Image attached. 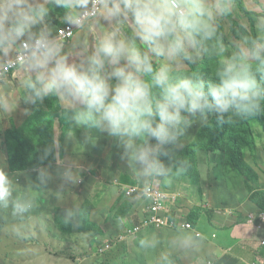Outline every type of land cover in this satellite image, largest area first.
Segmentation results:
<instances>
[{"label": "clouds", "instance_id": "1", "mask_svg": "<svg viewBox=\"0 0 264 264\" xmlns=\"http://www.w3.org/2000/svg\"><path fill=\"white\" fill-rule=\"evenodd\" d=\"M56 6L67 10L69 25L79 26L91 16L117 26L90 54L71 63L61 54V45L42 32L26 49L25 64L32 74L23 82L27 102L43 104L56 96L75 106L77 125L115 138L124 150L121 159L127 158L142 177L171 173L161 157H169L168 146L194 120L206 123L212 115L222 125L231 123L233 115L255 116L264 108V40H253L230 57L223 56L221 45L215 83L206 84L198 74L172 72L174 64L194 63L208 51L206 43L217 37V17L231 12L230 0H56ZM45 14L43 4L0 0V51L7 54L23 37H31ZM124 24L131 25V38L121 34ZM95 139L89 132L84 142ZM0 207H11L16 216L31 208L13 199L3 169ZM155 243L141 241L143 247Z\"/></svg>", "mask_w": 264, "mask_h": 264}, {"label": "rangeland", "instance_id": "2", "mask_svg": "<svg viewBox=\"0 0 264 264\" xmlns=\"http://www.w3.org/2000/svg\"><path fill=\"white\" fill-rule=\"evenodd\" d=\"M33 1H36V4L39 0H29L30 3ZM47 1L50 17L54 19L51 29L54 33L67 23L65 19L67 10L65 11L64 7H57L56 0H44L45 5ZM230 7L231 12L228 15L217 17V37L214 41L206 43L208 51L206 53L202 51L194 63L184 61L174 64L173 75L199 73L206 84L215 83L216 72L222 61V56L217 52L221 45L224 48L223 56L230 57L240 48L250 47L253 40H264V24H261V19L264 18V0H230ZM94 22L95 20L85 25L73 40L61 45V54L68 62H75L90 54L96 42L117 26L114 24L113 27L102 29ZM120 30L123 36L132 37L130 24L120 25ZM85 31L88 32V37L78 39ZM160 63L157 62V66ZM31 75L25 66L0 82V169L8 175H20L22 170L13 169L14 164L42 165L38 169L30 170L40 185V177L41 180L42 177L45 180L51 175L54 177L64 175L65 180L69 179L68 173H75L78 163L81 164L85 158L87 161L95 157L108 161L114 159L120 165L119 168L124 164L127 166V158L121 159L124 150L119 147L115 138L108 137L98 130L77 125L75 106L56 96L46 98L43 104L28 103L26 99L28 90L23 82ZM214 118L209 115L206 123L199 119L194 120L177 143L168 146L169 150L173 149L176 154L167 185L168 190L176 189L178 184L187 180L190 183L198 182L199 162L212 165L219 162V169L224 170L226 185L230 191L243 194L255 191L254 181L257 182L258 173L253 172L250 165H254L256 161L264 165L262 154L264 121L250 119L252 141L249 136L246 142L230 145L232 141L226 134L217 139L205 136L206 130L213 126L211 121ZM221 128L222 126L218 125V130ZM89 132L96 138L94 143L84 142V137ZM116 154H120V158H117ZM161 159L163 160V157ZM129 167L128 164L126 168ZM214 168V171H217L218 168ZM150 181L153 183L152 177L144 183ZM51 190L52 187H38L37 191L31 194L32 207L23 214V217L31 218V223L6 222L9 216L11 218L17 216L12 214L11 207H0V264H132V256L134 255V259L138 258L139 252L133 245L131 250L127 249V246H121L117 254L119 258L104 255L107 251L100 252L107 243L105 240L114 237L112 221L133 206L131 200L136 196H127L124 189L115 188L112 196L102 197L105 198L104 203L97 202V212L93 216L90 213L92 203L89 201L85 204L80 203L81 221L78 224L80 234L77 235L74 221L78 207L71 202L73 197L72 194H68L69 187L60 190L61 197L57 194L52 195ZM257 190L258 186L253 197L258 201L264 195ZM23 194L22 188L18 189L13 193V199L18 200ZM115 199L117 202L122 201V205L115 202ZM57 218L58 225L61 224L65 230H63L65 239L60 230L55 228L54 222ZM61 218L71 224L69 230V225L61 223ZM100 218L108 219L107 224L102 226L95 222ZM136 219L137 217H132L131 223L123 224L124 227L127 229L139 225L140 222ZM92 230L97 234L92 233ZM130 241L127 239L124 243ZM73 256L78 257V261L74 262Z\"/></svg>", "mask_w": 264, "mask_h": 264}, {"label": "crops", "instance_id": "3", "mask_svg": "<svg viewBox=\"0 0 264 264\" xmlns=\"http://www.w3.org/2000/svg\"><path fill=\"white\" fill-rule=\"evenodd\" d=\"M35 2L33 1L32 4ZM37 3L45 5L44 0H39ZM47 3L48 1L44 6L47 8V14L39 17L32 28L31 37L28 35L23 37L7 54L0 51V66L17 52L23 41L39 37L42 32L55 36L56 31L53 33L51 30L54 19L50 17L51 13ZM64 10L66 11V9ZM94 24L102 29H107L113 27L115 22L109 23L98 18ZM87 33L85 31L78 39L84 36L88 37ZM262 154L264 153L262 152ZM116 156L120 158V154H116ZM175 156L174 150L171 149L169 157H163L164 164L171 170L176 159ZM125 166L126 164L119 168L120 165L114 159L108 161L95 157L87 161L85 158L81 164L78 163V169L75 170V173H68L69 179L65 180L64 175L59 177L58 175L55 177L51 175L45 180L43 177L41 180L40 177V185L30 170L22 172L20 175L11 174L8 176L11 180L13 193L22 188L24 194L18 200L25 204H30V196L33 191H37L38 187H52V195L57 194L61 197L62 192L60 190L63 191L68 186L70 190L68 194H72L73 197L71 202L78 207V214L74 221L77 227V235L80 234L78 229V224L81 221L80 203L85 204L86 201L92 203L93 208L90 213L93 216L97 212V202L104 203L105 198L102 197L105 195L108 198L112 196L113 189H124L127 196H129L128 191L130 189H135L134 196L136 198L131 200L133 206L127 208L120 217L112 221L115 233L113 239L105 240L106 244L111 245V249L107 250L104 255L119 258L117 254L121 246H127V249L131 250L133 245L139 253L137 259L133 258L134 255L132 256V264H264V246H261V242L264 241V210L260 208L258 201L253 197L257 186V191L264 192V165H260L258 161L254 165H250L254 169L251 168L252 171L258 173V178L257 182L254 181L255 191L246 194L230 191L226 185L224 170L219 169V162L216 165L199 162L197 171L200 180L196 183H190L187 180L180 185L178 184L174 190L167 189L170 174L167 177L153 176V183L151 181L144 183L149 180V177H142L131 167L126 168L128 164ZM214 167L218 168L217 171H214ZM52 179L53 184H51ZM164 182L166 183L163 184ZM144 184L156 185L166 191H164L167 195L164 203L165 210L161 214L163 218L176 221L178 224L190 223L201 236L197 237L194 231H184L180 228L156 227L143 229L142 232L138 233V236L141 234L139 237L137 235H133L134 237L124 235L125 231L134 227L131 226L126 229L123 225L130 224L132 217H137L136 220H139L140 224L150 217L147 212L149 202L145 198L143 199L140 191L137 190V188L146 186ZM106 190L107 192H105ZM114 201L117 202V199ZM117 203L122 205V201ZM23 221L32 222L29 216L23 217V215L17 216V218L9 216L6 220V222L12 223H22ZM58 222L59 219L57 218L54 222L55 228L60 230L63 239H65L64 229L61 224L58 225ZM62 222L69 225V230L71 224L61 218ZM95 222L104 226L108 219L100 218ZM91 232L97 234L96 231L92 230ZM94 238L101 239L98 236H94ZM127 239L131 241L125 244ZM142 240L155 241L156 243L154 247H143L141 245ZM73 261H78V257L73 256ZM125 261L127 262V260Z\"/></svg>", "mask_w": 264, "mask_h": 264}, {"label": "built area", "instance_id": "4", "mask_svg": "<svg viewBox=\"0 0 264 264\" xmlns=\"http://www.w3.org/2000/svg\"><path fill=\"white\" fill-rule=\"evenodd\" d=\"M91 8V5H89ZM99 17H88L85 19L79 26L69 25L68 23L64 24L61 28L56 30L55 36L50 34L49 38L54 39L59 44L68 43L73 40L74 36L77 34L79 30H81L85 25L89 24L91 21L96 20ZM38 37L33 38L32 40L23 41L17 52L10 58L6 59L3 64L0 66V82L8 76L12 75L16 70L23 67L25 64L26 57V49L28 45ZM140 191L143 199L149 202L147 212L150 215L149 218H146L142 221V223L138 226H134L127 231L124 232V235L133 236L140 232L143 229L149 227L156 228H171L176 229L180 228L184 231H194L197 237H200L201 234L196 232V229L190 223L178 224L176 221H172L162 217V213L165 210L164 203L166 200V193H164L159 186L156 185H146L142 188H137ZM136 192L135 189H130L128 191V195L132 196ZM261 246H264V241L261 242ZM111 248L110 244H106L105 247L100 249V252H105Z\"/></svg>", "mask_w": 264, "mask_h": 264}, {"label": "trees", "instance_id": "5", "mask_svg": "<svg viewBox=\"0 0 264 264\" xmlns=\"http://www.w3.org/2000/svg\"><path fill=\"white\" fill-rule=\"evenodd\" d=\"M255 66H253L254 68ZM192 74H199V73H192ZM191 75V74H189ZM201 78H203L202 75H199ZM257 79H261V74H257ZM259 119L260 121H264V108L257 113L255 116H250V117H241V116H236L233 115L232 117V122L231 123H224V124H217L216 118L212 119L211 126L209 129L206 130V135L208 137L212 138H219L221 135H227L230 142V145H238L240 142H246L248 141V138L250 136V141H252V136H251V130L249 126V120L250 119ZM218 125H221L222 128L218 130ZM11 164V163H10ZM42 165H25V164H14L13 169H19L22 170V172H27L32 169H38ZM264 195V192H262ZM258 205L262 210H264V197L262 199L258 200Z\"/></svg>", "mask_w": 264, "mask_h": 264}]
</instances>
